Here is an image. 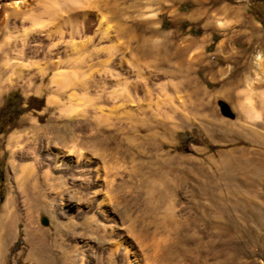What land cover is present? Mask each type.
<instances>
[{
	"label": "rangeland",
	"instance_id": "374dc122",
	"mask_svg": "<svg viewBox=\"0 0 264 264\" xmlns=\"http://www.w3.org/2000/svg\"><path fill=\"white\" fill-rule=\"evenodd\" d=\"M45 3L49 0H0V46L6 44L12 58L14 45L21 51L24 71L32 65L30 76L9 73L0 87V217L11 189L16 196L14 230L0 245V264H39L25 218H17L25 196L15 184L21 161L11 138L27 134L68 149L69 144L48 133L52 125L70 123L61 119L60 111L82 115L100 104L92 98L89 104L84 96L85 101L78 97L74 102L72 92L55 89L53 63L69 59L84 72L85 64L93 63L94 76L104 70L125 75L127 66L146 78V94L135 95L130 86L134 99L143 98V112L124 119L119 108L121 122L111 115V103L100 105L109 124H101L98 136L92 131L95 125L92 129L83 119L74 120L79 134L91 138L83 150L108 164L107 171L116 178L113 196L128 206L119 207L121 213L104 208L112 223L88 208L84 192L85 202L74 203L81 209L72 217L55 210L44 214L39 223L49 229V237L69 219L80 226L92 218L95 225L63 234L69 235L64 237L68 249L72 242L79 249L68 252L53 243L49 264H122L119 257H109L110 243L101 235L113 230L118 239L127 228L137 250L145 251V264H264V0H84L76 7L101 6L94 14L105 18L102 29L112 41L100 42L94 23L81 38L64 36L71 48L58 56L49 54V38L37 34L26 39L20 28L17 35L12 30L14 24L22 27L12 16L16 10L41 9ZM64 45L58 43V48ZM123 52L128 64L121 68L117 59ZM2 56L0 52V65ZM34 121L39 130L32 128ZM53 175L61 177L59 172ZM52 206L59 209L60 204L50 199ZM46 219L49 228L43 226Z\"/></svg>",
	"mask_w": 264,
	"mask_h": 264
},
{
	"label": "bare ground",
	"instance_id": "6f19581e",
	"mask_svg": "<svg viewBox=\"0 0 264 264\" xmlns=\"http://www.w3.org/2000/svg\"><path fill=\"white\" fill-rule=\"evenodd\" d=\"M87 1L88 0H85V2ZM83 2L84 0H49V5L48 3H45V6H42L41 9H37L36 8L37 6H36L35 9L33 8V10H29L26 12H21V11L16 10L12 14V16L15 19L14 21L16 22L17 20L18 22L21 21L22 27H18L16 24H14V27L12 30H16V32L14 31L13 34L17 35L19 33L18 30L20 28V30L24 33L25 37L26 36L35 37V35L40 34L41 35L40 37L49 38V44H50L49 54L52 53V56L54 55L53 52H55V54H57L58 56L61 53L60 52L61 50L63 51V53L68 54L69 52L68 49L70 46L68 47L67 45L69 44L68 41H63L64 36L68 37L69 40H74L75 38H81V35L84 34L85 30L91 31L94 23H95V27H97V29L100 31L99 41L100 42L105 41V40L110 41L111 38L108 37L110 34L108 33L107 29L106 30L102 29V25H104L103 20H105V18L102 15H100V12H99V15L94 14L95 10L100 11L101 6L100 7L99 6H87L88 3L86 5L84 4L85 7H82L80 5L82 8H85L86 10L84 12H81L82 8L79 9L76 6H78L79 4H82ZM54 6H57L56 9H54ZM113 6H115V4ZM76 9H79L81 11L79 12V10L77 11ZM63 14H65L66 16L65 15L63 16ZM47 19H49V28H48ZM26 21H29L31 26L29 27L24 26ZM54 22L56 23V25H54ZM68 24H70V27L69 29H66L65 26L66 25L68 26ZM52 25L54 26V28H52ZM33 27H35V29H33ZM37 27H39V30L36 29ZM22 36H19V38ZM27 37L26 39H29ZM54 37H58V39L54 40L53 39ZM61 42H63L65 45L61 48H58V43L60 44ZM13 47H14V50L12 52L13 54L12 55L13 58H12L10 56L11 50H8L10 51L9 53L7 51L9 47L6 44L0 46V52H2L3 54V56L1 57L3 62L0 65V87L2 84H4L3 83L4 77L9 73H17L19 74V76L23 74L27 77L31 75V72L29 71V69L32 68V65L27 71L26 70L24 71L22 69L24 68L22 65L23 63L19 62L18 60V56H21V51L17 49L15 45ZM74 48L79 49L78 46ZM126 49L127 51H130L131 53L130 47ZM72 51L74 52L75 50L72 49ZM66 57H68V55H66ZM117 62H118L117 63L118 66L121 68L125 67L128 64L125 52L121 54V56L117 59ZM85 65L88 66V70L86 72L82 71V67H80L79 63H76V62L74 63L72 62L71 59H69V61L67 62L59 61L57 64L53 63L54 70L58 72L57 74H55L54 78L52 79V83L55 84L56 90L58 91L69 90V92H72L70 93V100L74 102L75 100L73 99L78 98V97H79V100L85 97L86 99L85 98L84 99L87 100V103L89 104L92 99L94 100L97 99L98 101H100L99 105L94 104V106H90L92 107V110H90L91 108L87 106L88 108H90L88 110L91 111V113L86 112V113H83L82 115L81 114L79 115L80 111L77 112L75 110V112H77V115L76 113L74 115L73 112L64 113L66 111L63 112V110L61 112L60 111L61 109L58 108L60 113H62L60 114V116H62L61 119H64L67 121L69 120L70 123L66 124L63 127H59V125L57 124L52 125V127L49 128L48 133L49 134L52 133V135H57V137L55 138L57 142L62 140L64 144L66 145L69 144L70 147H68V149H64L65 146L62 147L61 149L60 148L61 146L58 147L57 144L55 146H51L49 145L50 142L49 141L47 142L45 138H44L45 141H42L43 139L41 141L35 140L37 139V136L34 139V138H31L32 135L28 137L27 134L21 135V136L18 135V137L13 136L11 138L13 142L16 141L18 144L17 148H18V151L20 152L19 160L21 161L20 175L17 178L15 184H16V188L19 191H21L25 196L24 201H23L24 210L19 209L17 211V218L18 219L23 218V217L25 218L24 219L25 227L27 229L28 234L32 236L31 237L32 252L38 258L39 264H49V260H50L49 259V248L50 246L53 245V243L54 245L56 244L58 247L68 252L78 251L79 245L76 242L75 244H73L72 242L71 243L72 245H69L70 248L69 249L67 248L69 242L68 244L65 245V243H67V240L65 239L68 238L66 237L68 234L66 236H64L63 234L67 233L68 231H71L73 233L75 232L76 228H80L84 231L85 228L92 229L93 226H95L94 223L91 222L92 218L83 219L82 220L83 222L80 224V226L73 224L72 220L69 219L66 225L65 224L63 226L62 224L56 225L55 232L52 233L51 236L49 237V231H48L49 229L46 230L44 229V227H41L39 222L41 220V217L44 214H49L50 210H51L50 212L60 211L64 215L72 217L73 215H75L76 211L80 212V209H81V208H76V206H74V203L75 202H79V203L85 202L83 194L84 192H87L88 197L86 201L90 205L88 208H92V210L98 211L103 217L106 218V220H109L110 222L114 223L113 217L111 215H108L107 214L108 212L104 208H113L116 212H119V210H121L120 209L121 207L123 209V207L127 208L128 206V204L127 206H125L126 205L125 202L119 201V198L113 196L114 193L116 192V189H115L116 178L109 171H107L106 166L108 164L105 166L103 162L97 160L96 158L92 156L87 155L88 152L86 154L85 152L86 150L85 149H84L85 151L83 150L82 148L83 146H89L92 144L90 143L89 145H85L87 144L86 143L87 139L90 140L91 138L86 137L85 139L83 136H81L80 135L81 133L79 134L78 130L75 128L76 124H74V122L76 121L75 119L77 120L83 119L85 123H87L86 124L87 126L88 125L92 126V129H93V126L95 125L96 130H92V131L93 132L96 131V135L101 134L102 133L101 127H100L101 124L108 121L107 116L103 114L104 112L100 106L104 103L106 104L111 103V107H110L111 115L117 114L116 117H118L119 108L122 109V113L120 114L125 115L123 116V118L127 116L126 118L129 119V117H131L132 115H135V114L139 115V112H143V107L141 105L143 98L134 99L132 95L133 91L130 92L129 89L131 90L130 86H133L132 90H134L135 95H138L139 92L146 94V88H145L146 78L138 74L136 75L135 71H133V69L131 68H128L127 66L125 69L126 71L125 75L127 77L125 75L114 73L113 71H108V70H104L99 75L94 76L95 75L94 74L95 72L93 71L94 67H92L94 66V64L92 63V65L89 66L90 64L86 63ZM27 67L29 66H26V68ZM33 74H36V73H33ZM133 77H136V81H134V83L133 81H130V78H133ZM112 88L119 89L118 91L119 93H114V91L116 92L117 89L112 92H109L108 90ZM91 91H93L94 93H92ZM79 92H80V95H78ZM85 100L82 99V101H85ZM56 101L57 100H55V103ZM89 104H86V105H89ZM118 104L119 106H117ZM171 104H173V102ZM133 107H135L136 110H134ZM135 117L137 118V116ZM119 119L121 122L122 119L121 118ZM140 121L142 120L140 119ZM112 122H115V121H112ZM128 124L129 122L127 123V126ZM156 125L158 124L156 123ZM170 125L173 127L172 124ZM80 126L82 125H79V127ZM32 128L35 130H39V126L36 124L35 121L33 122ZM129 131H132V129ZM33 135H36V134L34 133ZM91 136H88V137H91ZM109 141L110 140H108V142ZM65 148H67V146ZM109 150H111V148ZM96 156H99V155H96ZM103 157H105V155H103ZM53 172H59L61 174V177L60 176L55 177L53 175ZM62 176L66 180L65 182L62 181L61 179ZM12 190L13 189H11V193L9 194V197L4 206L2 215L0 217V245L7 243V238L9 234L14 230V225L16 221V217L14 215L16 211L15 210L16 196L14 195V192ZM50 199H51V202H58L60 204L59 209H56L53 206L52 208L51 207L49 208ZM125 199L126 198L124 197V200ZM121 212L122 210L120 211V213ZM124 214H127V211H124ZM43 226H48L49 228V220L46 219V222L45 221L43 222ZM125 230L126 232L124 231L123 233H121L118 239L114 238L113 230H110V233L104 230L103 235H101L102 236L101 238H103L105 242L110 243L109 245L110 247L108 249L109 257H119L122 261V264H145L144 263V261L146 260L145 259L146 254H144L145 251L143 252V250H137L136 244L133 242L134 240H132V236L130 235V229L127 228ZM72 238L73 237H71V239ZM147 256L149 257V255Z\"/></svg>",
	"mask_w": 264,
	"mask_h": 264
},
{
	"label": "crops",
	"instance_id": "0c3cea01",
	"mask_svg": "<svg viewBox=\"0 0 264 264\" xmlns=\"http://www.w3.org/2000/svg\"><path fill=\"white\" fill-rule=\"evenodd\" d=\"M227 41H228V43L230 42V40H229V39H228ZM219 53H220V54H222V53H223V52H222V49H220V50H219ZM228 57H229V56H228Z\"/></svg>",
	"mask_w": 264,
	"mask_h": 264
}]
</instances>
